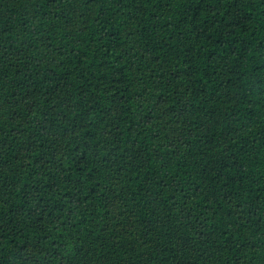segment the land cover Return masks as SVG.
Segmentation results:
<instances>
[{
	"label": "trees",
	"instance_id": "obj_1",
	"mask_svg": "<svg viewBox=\"0 0 264 264\" xmlns=\"http://www.w3.org/2000/svg\"><path fill=\"white\" fill-rule=\"evenodd\" d=\"M0 264H264V0H0Z\"/></svg>",
	"mask_w": 264,
	"mask_h": 264
}]
</instances>
